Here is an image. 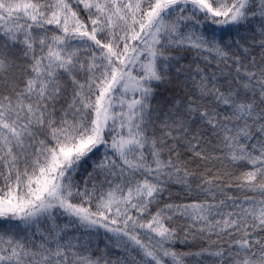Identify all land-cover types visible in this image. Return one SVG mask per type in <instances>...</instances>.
<instances>
[{"label":"snow or ice","instance_id":"obj_1","mask_svg":"<svg viewBox=\"0 0 264 264\" xmlns=\"http://www.w3.org/2000/svg\"><path fill=\"white\" fill-rule=\"evenodd\" d=\"M0 264H264V0H0Z\"/></svg>","mask_w":264,"mask_h":264}]
</instances>
